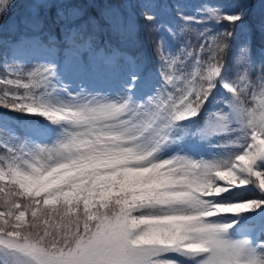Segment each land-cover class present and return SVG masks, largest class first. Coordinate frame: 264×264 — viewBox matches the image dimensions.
Returning <instances> with one entry per match:
<instances>
[{"label":"snow or ice","instance_id":"obj_1","mask_svg":"<svg viewBox=\"0 0 264 264\" xmlns=\"http://www.w3.org/2000/svg\"><path fill=\"white\" fill-rule=\"evenodd\" d=\"M257 38L264 0H20L0 23V264H264Z\"/></svg>","mask_w":264,"mask_h":264},{"label":"rangeland","instance_id":"obj_2","mask_svg":"<svg viewBox=\"0 0 264 264\" xmlns=\"http://www.w3.org/2000/svg\"><path fill=\"white\" fill-rule=\"evenodd\" d=\"M190 2H191L192 4H195V3L200 2V0H190ZM19 4H20V1H19ZM13 8H14V5H13ZM16 11H19V7H18L17 9H15V11H10V12H8V14H7L6 16L3 17V20H0V23H5V22H7L8 18L11 17V16L13 15V12H16ZM94 14H95V13H94ZM257 39H258V42H257L256 45L254 46V52H253V55H254V57H256V58L258 59L259 56H260V49H261L262 47H264V44H262V42L259 40V38H257ZM0 71H2V70H0ZM4 111H5V110L0 109V112H4ZM6 114H8V115H15V114H13V113H6Z\"/></svg>","mask_w":264,"mask_h":264},{"label":"trees","instance_id":"obj_3","mask_svg":"<svg viewBox=\"0 0 264 264\" xmlns=\"http://www.w3.org/2000/svg\"><path fill=\"white\" fill-rule=\"evenodd\" d=\"M19 1L20 0H15V2H14V8H18L19 7V5H20L19 4ZM14 8L10 9L9 12L12 11ZM144 39H145V47L147 49L145 55L150 57V54H151V45L147 43V36L146 35H145ZM257 42H258V39L256 40V43ZM150 67H153V68L155 67L154 62H151L150 63Z\"/></svg>","mask_w":264,"mask_h":264}]
</instances>
